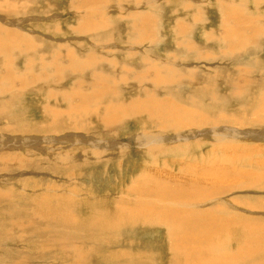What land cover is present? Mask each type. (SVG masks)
<instances>
[{"label": "rangeland", "instance_id": "1", "mask_svg": "<svg viewBox=\"0 0 264 264\" xmlns=\"http://www.w3.org/2000/svg\"><path fill=\"white\" fill-rule=\"evenodd\" d=\"M9 1L11 0H0L1 9L3 4L5 6L3 9V21L11 24L9 26L7 23L3 24V38L0 37V46L3 45L6 48H8L7 45L13 46L10 52L3 53L0 57V117H2L0 134L8 127L20 128L17 132L16 130H12L10 133L7 132L6 136L17 137L16 139L21 138L34 143L37 147H30L31 149L29 148V150L26 148L23 151L18 150L19 152H16L18 154L12 153L10 154L12 156H9V151H7V154H4L5 161L3 162L10 163L11 169L3 166V163L0 165V264H129L128 262L132 263L137 258L139 261L136 263L134 261L133 264H144L146 262L148 264H174L175 260L172 258V252H169L168 238L170 235L168 236V233L170 234L171 231L166 229L170 225L163 227L161 225L153 226L137 222L138 225L127 224L128 226L124 225L119 230H110V228H99L98 224L93 227L91 220L98 209L105 210L108 207L107 212H117L119 208L133 207L136 204V198L134 197H137V195L155 196L150 191L151 185L149 181L147 179L146 182L141 181L142 178L152 175L153 172L156 174L157 172L163 171L164 173V171H168L170 175L187 176L189 171L196 167H207V165L213 163L215 166H223L224 160L228 164H235V171L246 172L247 176L244 177L245 180L239 179L236 182L237 185H232L234 195H232L231 199L226 197V200L232 206L222 212L212 210L210 213H214L216 218L223 213L225 218H230L229 221L232 217L234 218L232 223L242 225L240 218L242 215L237 213H244V220L248 226L264 225V181L255 179L264 174L262 166V164L264 165L262 163L264 162V124L259 120L258 122H253L250 119H245L244 126L241 129L239 128V131L241 130L239 139H241L234 138L237 141L231 142L228 144L229 146H223L216 143L213 135L205 134L211 129L212 124L206 126L204 124L209 123L188 119L186 120L187 123L185 121L182 122V126L171 127L170 124L160 122L150 110V108H161L162 104L164 106L166 103L173 106H179L181 103L180 106L184 107L183 111L191 112L193 110L196 114L205 118L206 116L209 117V120L219 119L217 115L222 116L224 113L227 116L231 113L232 117L240 118L241 120H243L242 114L246 113L245 115L243 114V118L250 116L253 119L258 108L263 110L264 107L261 108L260 105H262V96L264 94V0H261L262 6H260V9H256L252 4L255 0H243L245 3H250L246 8V15L250 14L255 18H261L257 22L261 32L253 41L248 42L242 50H238L235 53L225 50L226 47L219 44L216 40L211 41L210 37L207 38L208 34L217 35L218 38L220 30L223 28L221 23L224 22V19L222 22L220 7L219 5L217 7L216 0H197V2L196 0H189L190 6L194 4L191 8H183L181 6L182 3L187 4V0H164L157 11L151 10L150 7L148 9L147 6L135 9L137 4L138 6L142 5L147 0L134 2L120 0L119 2L111 3V8L109 7L111 11L108 9L109 15L107 19L106 14L102 13L101 15L108 23V30L106 29L103 33L98 34L91 32L88 27H84L85 30L80 32L79 35L73 34L72 31L78 26L77 18L74 17V11L70 7L72 0H19L18 8L14 13L10 14L6 10L12 4V1ZM202 1L204 2L202 3ZM240 1L243 2L242 0H236L237 4L239 2V5H241ZM107 3L109 4V2ZM117 3L125 7L123 8L124 10L121 8L127 13L126 15L124 14L125 16L119 11ZM199 4L203 5L200 6ZM127 7H129L128 10L126 9ZM27 8L30 9L25 13L20 12L21 9L25 10ZM149 10L153 12L151 13ZM44 12L51 15V17L53 16L54 20L59 21L60 31L64 34V37L57 36V39H53L49 32H44L48 28L56 26L54 20H40V18L45 16ZM0 14L2 15L1 12ZM148 14L151 16L149 17ZM233 14L232 10L228 11L229 18ZM132 15H135L134 17L136 15L142 16L136 20L137 23L145 19L151 22V28L158 37L157 45L147 41L144 42L143 40L140 41L128 33L130 29L128 25L136 26L130 18L129 23L126 24L128 21L125 19ZM99 19L100 17L98 16L97 20H95L96 25V21ZM179 21H183L187 25V31L191 34L190 36H185V45L187 44L186 46L191 51L182 49L183 47L181 50H177L179 44L176 42L173 29ZM195 21L196 23L194 24L193 22ZM15 22H17V25ZM91 23L94 24V21H91ZM13 24L16 25H14L15 28ZM18 24L22 28L21 32H17L20 29ZM193 24L194 26L192 27ZM90 29L94 30L91 27ZM13 33L18 35V37L14 38L15 44H10L12 37L15 36ZM46 35L48 36L46 37ZM38 36L44 46L37 40ZM188 37L193 42V46L186 43L188 42ZM52 40H55L54 43ZM148 43L150 48L147 47ZM53 44L56 45L54 46ZM152 45L154 46L152 47ZM48 46L50 48L53 47L55 55L59 58L58 69L60 71L65 68H70V72H72L71 69L87 70V66L94 67L97 65V70L109 77L113 82L116 80L125 81L124 83H121L122 81L118 82L119 84L117 83L115 98L113 97L110 100V106L108 104V118H117L119 120L110 121L104 119L106 123H117L112 132L104 131L103 124L95 116L88 118L90 124L82 130L80 129L82 133L72 132L69 125L60 123L54 129L44 128L43 130L41 128V124H44V122L47 126L51 122L47 108L68 111L72 107L66 104L67 101L64 98L62 100L57 98L59 99H56L58 103H53L48 102L46 100L47 97L44 95L46 88L52 92L51 96L62 91L64 92L62 93L63 95L71 94L73 81L70 82L69 74H66L65 70L64 76L57 78L58 81L64 80L60 82L61 86L60 83L58 85L53 84L52 79H49L41 81L40 87H33L26 89V91H18L16 90L17 88L10 89L8 87L5 89V78L15 77L18 74V71L15 70L16 66L24 72L20 74V77L23 74L26 76L30 66L33 69V75H45L48 73L49 68L54 73L55 70L52 67L54 64L51 61L54 60L53 49L51 50ZM105 46L106 48H104ZM214 53L216 54V60L213 59ZM232 53L234 54L232 55ZM36 55L38 59H41L40 62L42 64H49V66L46 65L45 69H43L44 65L38 66ZM206 55H210V64L198 66L197 60L202 59L201 57L207 59ZM230 55L232 58H228ZM69 58L72 60L70 64L68 63ZM9 63L14 64L13 68H5ZM150 67L155 69L158 78H152L148 81L149 85H144L145 88L142 90L140 86L135 84L137 76L143 72H145L143 74L152 75L153 73L146 72ZM40 70L47 72L40 73ZM89 79L90 74H87L86 81ZM152 80H157V82L151 83ZM159 82H162L163 85ZM246 83L247 86L244 85ZM127 84L128 86L126 87ZM233 87L236 88L234 89ZM236 90L239 91L236 92ZM232 92L237 93L238 96H231ZM260 93H262L261 96ZM147 94L149 95L147 96ZM143 95L151 98L152 101H158L161 98L158 107H147L146 104H140L138 99L143 97ZM150 95L154 97L152 98ZM11 98L14 101L13 103L8 102ZM113 99L114 101H112ZM73 101L70 99L71 105ZM78 101L75 102L86 105L91 104L88 108L91 106L97 107L96 102L93 103L90 98L89 100ZM88 101L89 104H87ZM101 101L105 102L106 98H102ZM112 102H116L114 107ZM129 104H131V108H129ZM239 115L241 117H235ZM64 119L62 120L64 121ZM227 122L229 120L224 123ZM230 123L228 128L235 129V125H232V122ZM27 128L29 130L33 129L32 132L28 131V133L26 131ZM46 129L47 133H45ZM50 130L52 131L51 133L49 132ZM54 130L58 133H55V136L51 135ZM18 132L20 133L18 134ZM159 133L160 137H170L172 140L167 142L165 139H159L170 143V145L160 147L163 150L165 148V152L160 149L161 151H158L160 153H150L144 148L137 147V139L134 136L139 134L152 136ZM251 134L253 137L250 136ZM1 135L0 142L3 140ZM62 135H72L74 137L64 138ZM51 136H53V139H57V137L61 139L63 137V144L53 142L55 143L53 144L55 152L48 151L51 145H46L44 141L46 137ZM31 137L32 139L33 137L35 138L31 141ZM178 137L190 140H187L184 144V142L177 141ZM93 140H101V143H97L101 152L106 145L102 140L112 143V145L108 146L109 149L105 150L103 155L106 156L105 159L101 156L102 160L96 161L89 146ZM176 141L177 144H174ZM114 144L115 146L117 144L118 147L112 150L115 147ZM126 145L130 149L127 148L129 151L123 152ZM112 146L114 147L112 148ZM172 147H175V149ZM223 147H228V149ZM0 149L3 150L1 143ZM37 149L39 150V152L37 151L38 153L36 152ZM43 150L46 154L42 153ZM4 151L0 152V154L3 155ZM16 155L18 156L15 157ZM10 157H13L12 160ZM15 158L17 160L27 158L26 164L13 163V160H16ZM71 159L73 162H71ZM231 160L234 162H231ZM30 166H33V169ZM185 180L186 178L179 183L181 184ZM133 185L134 190L132 189ZM237 186L240 188L238 189ZM46 188L48 189L46 190ZM202 189L207 190V188ZM128 191L132 193L129 194ZM121 196L124 197L123 200L129 198V201L128 199L123 201ZM199 198L202 197L200 196ZM164 199L172 200V202L179 200L168 199L167 197H164ZM198 201L185 200L181 203H186L189 207L194 208L197 207ZM199 202L200 204L198 205L202 207L201 211H203L199 213L198 209H196L191 211V213L188 212V231L191 238L197 241L208 239L215 243L219 234L214 232V227H210L207 233H201L205 227V221L214 220L209 217L208 208L205 207V205L209 207L210 203L204 201V199ZM250 202L256 208L255 213H251L250 208L246 206ZM203 203H205L204 206L201 205ZM109 205L112 206L111 210ZM178 205L181 204L179 203ZM174 209L176 211L179 210L178 207ZM174 209L172 210L175 211ZM164 211L165 209H161L156 213L164 214ZM54 212L62 213L56 215L57 217H63L64 213L70 226H63V221L57 218ZM96 222L94 221V223ZM176 222L181 225L183 230V241L184 222ZM244 233L246 231L237 235L233 233L235 236L229 242L232 253L238 252L237 250L240 247L247 248L245 239L239 238L236 241V236ZM247 235L246 233L244 236ZM127 255H134L135 259L134 257H132L133 259L128 258ZM251 256L254 260L256 259L255 255ZM259 257L262 260L260 263L257 260L247 259L239 261L234 259L233 262L229 260L227 264H264V254Z\"/></svg>", "mask_w": 264, "mask_h": 264}, {"label": "bare ground", "instance_id": "2", "mask_svg": "<svg viewBox=\"0 0 264 264\" xmlns=\"http://www.w3.org/2000/svg\"><path fill=\"white\" fill-rule=\"evenodd\" d=\"M11 1H9V2H11L12 4H10L9 7L6 9L7 13H9V14L14 13L16 11V9L18 8V4L20 3L19 0H11ZM119 1L120 0H72L70 7H72V9L74 11L73 12L74 17L77 18V21H78V26L76 28H74V30H72L73 34L79 35L80 32H83L85 30L84 27H88L91 32L98 33V34L103 33L106 29L108 30V23L106 22V20H104L102 18L101 15H102V13H104V15L106 14V19H107L108 15H109L108 9L111 11V9H110L111 3L113 4V3L119 2ZM123 1H125V0H123ZM126 1L134 2L137 0H126ZM216 1H217V7H218V5L220 7V16L222 17V22L224 19V22L221 23V26H223V28L220 30V32H219L220 36L218 38H217V35H212V34L211 35L208 34L207 38L210 37L211 41L216 40L219 44L224 45L226 47L225 50H228V51H231L234 53L236 51L238 52V50L239 51L242 50L248 42L253 41L257 36H259V34L261 32V28L259 26H257V22L260 21L261 18L260 19L255 18V17H253V15L251 16L250 14L246 15V13H247L246 8L250 4L249 2L245 3V1L242 0L243 2L240 1L242 4L239 5V2L237 4L236 0H223V1L216 0ZM107 2H109V4ZM163 2H164V0H147V1H145L144 4L141 3L142 5L138 6V4H137L135 9H138L139 7L147 6V8L150 7L151 10L153 9V11H157V9H159L161 7V4H163ZM188 2L190 3V1L187 0V4L182 3L181 6L183 8L184 7L191 8L194 5V4H191V6H190ZM196 2H197V0H196ZM203 2L204 1H202V3ZM199 3H201V2H199ZM106 4H108V5H106ZM208 4H209V1H208ZM252 4L255 6L256 9H260L261 8L260 6H262L261 0H255V2ZM114 5L116 6V4H114ZM117 5H118V3H117ZM199 5L202 6L203 4H199ZM118 7H119V11L122 12V15L125 16L127 14L123 11L124 10L123 8H125V7H123L122 5L121 6L118 5ZM118 7H116V8H118ZM4 8H5V6L3 4V8L1 9V3H0V12L2 13V15L0 14V25H1L0 26V37H2V38H3V27L2 26H3V24H6V23L8 24V22L3 21V9ZM116 8H114V9H116ZM128 8L129 7H127L126 9L128 10ZM29 9L30 8H27L25 10L21 9L20 12L25 13ZM185 10H187V9H185ZM229 10H232L234 12V14L230 16V18L228 15ZM69 11H71V10H69ZM110 11H109V13H110ZM256 12H257V10H256ZM146 13H147V11H146ZM43 14L45 16L40 18V20H45V21H49V19H50V21L54 20L53 16L51 17V15H49L48 13L44 12ZM98 16L100 17V19L98 21H96V23H97V25H96L95 20H97ZM134 16L135 15L128 17V19L130 18L131 21L133 22V24L136 25V26H132V24L128 25V26H130L128 33L132 37L137 38L140 41L143 40L144 42L147 41L149 43H154V45H157L158 44V42H157L158 37H157L156 32L154 30H152V28H151V22L149 20L145 19L146 18L145 17L144 21L140 20L139 23H137L136 20L141 18L142 16H137V15H136V17H134ZM148 16H149V14H148ZM154 17H156V16H154ZM37 18L39 19V17H37ZM196 18H198V17L196 16ZM196 18H194V19H196ZM128 19H125L126 21H128V22H126V24L129 23V21H130V19L129 20ZM257 19H259V20H257ZM54 21L56 22V26L48 28L44 32H49L50 36H52L53 39H57L58 38L57 36L64 37V34L60 31V25L58 24L59 21H56V20H54ZM91 21L92 22L94 21V24H92ZM113 21H114V19H113ZM196 21H198V20H196ZM196 21L193 23L195 24ZM15 23L17 25V22H15ZM187 24H189V23H187ZM194 24L192 25V27L194 26ZM227 24H229V25L227 26ZM9 25H11V24H8V26ZM14 25L15 24H13V27H14ZM110 25H111V21H110ZM90 27L94 28V30H91ZM190 27H191V25H190ZM14 28H13V30H15ZM19 28H20L19 29L20 31L18 30L17 32H21L22 28L20 25H19ZM187 29H188V27L183 21H179L173 29L175 37H176V42H177V44H179V46L177 47V50H179V49L181 50V48L183 47L182 49H187V50L191 51L186 46L187 44L185 45V36L191 35L190 32L188 33ZM110 33H111V31H110ZM13 34L15 35V33H13ZM13 34H12V36H13ZM45 34H47V33H45ZM47 36L48 35H46V37ZM17 37H18V35L13 36L11 39V43L10 42L9 43L15 44L14 38H17ZM188 38H189L188 42H186V43L191 44L193 46V42L191 41L190 37H188ZM37 40L39 41V43L41 45L44 46V44L40 41L39 36L37 37ZM45 41H47V40H45ZM54 41L52 40L53 43H54ZM60 41H61V39H60ZM57 42H56V44H57ZM56 44H53V45L55 46ZM154 45H152V47ZM7 46H8V48L3 47V45L0 46V57L2 56L3 53L10 52L11 48H13V46H11V47L9 45H7ZM149 46H150V44L147 47L150 48ZM48 47L50 48V46H48ZM98 47H100V46L98 45ZM104 48H106V46ZM50 49L52 50L53 47H51ZM56 50H58V49L56 48ZM214 50H215V47H214ZM221 51H224V50H221ZM52 52L54 54V58H53V56H52V58L55 60V62H54V60H51V61H53V64H54V65H52V67L55 70L54 73H53V70L51 68H49L48 73L45 75H41V74L33 75V73H32L33 69L30 66V68L28 69L29 71L26 69L27 70L26 76H25V74H23V76H21V77H24V78H21L20 74L24 73V72L22 71V69H20L18 66L15 65L17 67L15 70L18 71V74L15 77H6L5 78V80H4L5 89H6V87H8L10 89L17 88L16 90H18V91H26V89H31L33 87H35V88L40 87L39 84L41 83V81L49 80V79H52L53 84L58 85L63 79L58 81L57 78H61L62 76H64V70H65V73L69 74V78L71 79L70 82L73 81V84H72L73 87L71 89V94H68V95L64 94L63 95L62 93H64V92L62 91L58 94H54L53 96H51L50 94L52 92H50L45 87L46 90H44V95L47 97L46 100L48 102H53V103H58L57 100H59V99L62 100V98H64V100L67 101L66 104L69 106H72V107L68 111H60L56 108H52V109L47 108L48 117H49L51 122H50V124L48 123V126L44 122V124H41L42 125L41 128H43V130H44V128L54 129V128H57L56 125L60 123V124L69 125L71 127L70 130L72 132L80 133L84 127H86L90 124L88 121V118L95 116V117H97V120L103 124L104 131L112 132L114 130V128L117 126V123L116 122L106 123L104 119H108L110 121H118L119 120L117 118H108V116H107L108 104L113 97L115 98L117 85L120 83V81H122L121 83H124L125 81L116 80L113 82L109 77H107L106 75H103V73H101L97 70V67H98L97 65L94 67L87 66L88 67L87 70H85V69H71L72 72H70V68L69 69L65 68L64 70L60 71L58 69L59 58L57 55H55L54 49ZM231 52H229V53L231 54ZM234 53H232V55ZM31 54H33V53H31ZM224 54H225V52H224ZM197 55H199V54H197ZM43 56H45V55H43ZM33 57H35V55H33ZM36 57H37V55H36ZM206 57H207V59H205L204 57H201L202 59L197 60L198 66L210 64L209 63L211 61L209 59L210 55H206ZM228 58H232V56L230 55V57H228ZM37 59H38V57H37ZM37 59H35V60H37ZM213 59L216 60V54L215 53L213 54ZM40 60L41 59H38V66L44 65V67L42 66L43 69H45L46 65L49 66V64H46V65H45V63L42 64V62H40ZM234 60H235V57H234ZM20 61H22V60H20ZM71 62H72V60L69 58L68 63L70 64ZM200 62H201V64H200ZM13 66H14V64L9 63L6 65L5 68H13ZM209 68H211V67H209ZM46 70H48V69H46ZM46 72L47 71L43 72V70H40V73H46ZM146 72L153 73V74L152 75H150L148 73L143 74V73H145V72H143L137 76V82L135 83L136 85L140 86L142 88V90L145 88L144 85H146V86L149 85L148 81H150L154 77L158 78V74L156 73L154 68L150 67L146 70ZM243 72H244V70H243ZM246 72L248 73V71H246ZM2 74H3V72H2ZM87 74H90V79L88 81H86V75ZM206 78H207V76H206ZM153 82L156 83L157 80H152L151 83H153ZM137 83H143V84H137ZM159 83L161 84L162 82H159ZM162 85H163V83H162ZM244 85L247 86V83ZM60 86H61V83H60ZM127 86H128V84L126 85V87ZM161 87H164V86H161ZM3 88H2V92H3ZM233 88L235 89L236 87H233ZM238 91L239 90H236V92H238ZM88 92H90V93H88ZM40 93L43 94L42 92H40ZM261 94L262 93H260V96H261ZM148 95L149 94H147V96ZM231 96L235 97L238 95H237V93L232 92ZM150 97H152V95H150ZM12 98H14V97H12ZM12 98L8 101L9 103L14 102ZM57 98H59V99H57ZM89 98L93 100V103L96 102L97 107L91 106L90 108H88L89 105H91V104H89V101L87 102V104H89V105L75 102L78 100L79 101L87 100V99L89 100ZM102 98H106V101L105 102L101 101ZM70 99L74 100L72 105H71L72 101L70 102ZM159 99L161 100V98H159ZM160 100L152 101L151 98L146 97V95H143V97L138 99V102L142 105L146 104L147 107H158ZM112 101H114V99ZM62 103L64 104V102H62ZM112 103H114V102H112ZM110 104H109V106H110ZM115 104H116V102L114 103L113 107L115 106ZM180 104H179V106H176V105L173 106L172 104L166 103V105H164V106L162 104L161 108H150V110L154 113V116L160 122L170 124L171 127H175V126L179 127V125L182 126V122H184V121L186 122V120H188V119L203 122V123H209V124H204L206 126L212 124L211 129L209 131H207L205 134L213 135L216 143L223 145V146H227L231 142L234 143V141H237L234 138L239 139V135H240L239 132L241 131V130L239 131V128L241 129V127L244 126L245 119H250L253 122H258V120H259L260 122H262L264 124V109L262 110L260 108L257 109V112H256V114H254L253 119L250 116L243 118L244 113L242 114L243 120H241L240 118L232 117L231 113L229 115L231 117L225 115L226 113H224V114H222V116L217 115L219 117V119H217L215 117L216 120L215 119L209 120V117L206 116V118H205L202 115L196 114L195 111H193V110L191 112L190 111L188 112L187 110L183 111L184 107L183 106L181 107ZM260 107L261 108L264 107V94L262 96V105H260ZM129 108H131V104H129ZM235 117H241V116L239 115V116H235ZM63 118H65L66 120L64 119V121H63L62 120ZM1 120H2V117H0V121ZM226 120L227 121L229 120V122L224 123ZM230 122H232V125L233 124L235 125V129L228 128V124H231ZM203 123H201V124H203ZM248 123H249V121H248ZM43 125H44V127H43ZM184 126H185V124H184ZM250 126H248V127H250ZM66 127H68V126H66ZM8 129H10V130L7 131ZM8 129H5L4 132L1 133L3 135L0 134L1 138L3 139L0 143H1V146H3V150H5L4 151L5 153L3 152V155L0 154V165H2V163H3V166L10 168V165H11L10 163L3 162V161H5L4 154H7V151H9V156H12L10 154L19 152L20 150L23 151L26 148H28V150H29L30 147L36 148L37 146L34 143H30L28 141L22 140L20 137H19L20 139H16L17 137L11 138V137L6 136L7 132L10 133V131H12V130H16V132H17V130H20V128L18 129V128H14V127H8ZM21 129H22V127H21ZM124 129H125V127H124ZM22 130H24V129H22ZM32 130H29V128H27L26 131L32 132ZM67 130H66V132H67ZM245 130H246V128H245ZM49 132L51 133L52 131L50 130ZM68 132H69V130H68ZM19 133L20 132H18V134ZM45 133H47V129H46ZM55 133H57V132H55V130H54V132L51 135L55 136L56 135ZM60 133H59V135L62 134V133L61 134ZM109 134H111V133H109ZM111 135H113V134H111ZM35 136H36V134H35ZM53 136L46 137L44 140L46 145H48V144L51 145V148L47 147L48 151H53V152H55L54 151L55 147H53V144H55V143H53V142L62 143L63 137L64 138H69L70 136L74 137L72 135H69V136H63L62 135L63 137H61V139H58V137H57V139H53ZM244 136H247V135H244ZM250 136H252V134ZM77 137H79V136H77ZM134 137L137 139L136 140L137 147L138 148H144L150 153H153V152L160 153V152H158L161 149L160 147L167 146L168 144L170 145V143H166V141L170 142V140H171L170 137H160V133L159 134H153L152 136L149 134H141V135L139 134V135L134 136ZM240 137H241V135H240ZM34 138L35 137H33V139ZM160 138L165 139L166 141L165 140H159ZM33 139H32V137L30 138L31 141ZM36 139L39 140L37 137H36ZM78 139H80V138H78ZM250 139H251V137H250ZM105 140H107V139H105ZM105 140H102V142L106 143L105 148L102 150V152L100 150V146L97 145V143H101V140H99V141L93 140L89 144L90 148L92 149V153L94 154V156L96 158V161L101 159V156H103L105 154V150L109 149L108 146L112 145V143H109V142L107 143ZM187 140H190V139L182 138V137L177 138L178 142L179 141L181 143L184 142V144L187 142ZM177 141L174 144H177ZM35 142H37V141H35ZM83 143H84V141H83ZM69 144H71V143H69ZM50 145H49V147H50ZM114 146H115V144H114ZM114 146H112V148ZM116 147H118L117 144L113 149L112 148L111 149L114 150ZM62 148H64V147H62ZM127 148H129L128 145H126V148L123 149V152L127 151V150L129 151L130 148L129 149H127ZM172 148L175 149V147H172ZM38 149L36 150V152L37 151L39 152L40 149L39 150ZM69 149H70V147H69ZM226 149H228V147ZM1 150L2 149H0V152L3 151V150L2 151ZM161 150H163V149H161ZM164 150H165V148H164ZM27 152H29V151H27ZM36 152H35V154H36ZM43 152H44V150L42 151V153ZM119 152H121V151H119ZM56 153H59V152H56ZM62 153H64V152H62ZM16 154H18V153H16ZM21 154H20V156H21ZM27 154H29V153H27ZM65 155H66V153H65ZM17 156L18 155H16L15 157H17ZM36 157H35V159H36ZM103 157L105 159L106 156H103ZM6 158H8V156H6ZM10 158H9V160H10ZM12 158H11V160H12ZM24 158H25V156H24ZM26 160H27V158L23 159V160H17L16 159V160H13V163L17 162L19 164H26L25 163ZM28 161L30 163L29 159H28ZM71 162H73V160ZM231 162H234V161L231 160ZM261 162H262V159H261ZM262 163H264V162H262ZM61 164H59V165H61ZM186 166H188V165H186ZM262 166L264 168L263 164H262ZM18 167H20V166L18 165ZM31 168L33 169V166ZM189 170H190V168H189ZM188 171H187V173H188ZM237 171L238 172L235 171V164H232V163L228 164V162L226 160H224L223 166H220V165L215 166V164L213 163V164L207 165V167H202V166L196 167L195 169H191L187 176H180L179 174L178 175H176V174L170 175L168 171H167L168 173L166 171H164V173H163V171H161V172H157L156 174H155V172H153L152 175H148L146 178H142L141 181L146 182V179L149 181V183L151 185L150 191L153 194H155V196L150 195V197H149L146 195H137L138 198L134 197V198H136V202H135L136 204L133 207L131 206L129 208H119V209H117V212H111V211L107 212L106 210L108 207L105 210H99L98 209L97 212H95V214L91 220V224L93 227H96V225L98 224L99 228H102V229L110 228V230H112V229L119 230V229L123 228L124 225L126 226L127 224L128 225L129 224L138 225L137 222H142L146 225H153V226H155V225L160 226L161 225L163 227H166V225H170V226H167L166 229L167 230L169 229V231H171L170 234L168 233V236L170 235L168 238V240H169V252H172V258L175 260L174 264H227V262H229V260H231V262H233L234 259H237L239 261H245L247 259H250L253 261L257 260L258 263H260V262H262V260L259 256L264 254V225H262V226L249 225L248 226L247 222L244 220V217H245L244 213H237L239 215H242V216H240V218H241V222L243 223V225L239 224V223H232L234 221V218L232 217L231 220L229 221L230 218H225V214H223V213H221L218 218H216V215L214 213H210L212 210L215 212H222L226 208H230L232 206L230 204V202L226 200V197L231 199L232 195H234L233 190H232V185H235V184L237 185L236 182L239 181V179L243 180L244 177L247 176L246 172L243 173L242 171H239V170H237ZM184 178H186V180L180 184L179 182H181ZM255 179H258L259 181H264V174L262 176L256 177ZM246 186H247V184H246ZM202 188H207V190H203ZM237 188H238V186H237ZM47 189L48 188H46V190ZM49 189L51 190V188H49ZM52 189H53V187H52ZM132 189L134 190V185H133ZM201 190H203V191H201ZM209 192H211V193H209ZM128 193H129V191H128ZM131 193H129V194H131ZM127 195H125V196L127 197ZM200 196L204 199V201L210 203L209 207L207 205H205V203H203L201 205H203V206L205 205V207L208 208L207 212L209 214V217L214 219L213 221H208V220L205 221V227L201 233H207L209 231L210 227H214V232L216 234H219L218 237L216 238L215 243L211 242L208 239H205L203 241H197V240L191 238L190 232L188 231V212L191 213V211L196 210V209H198L199 213H201L203 211V210L201 211L202 207H199V205H198V204H200L199 201L203 200L202 198H199ZM121 197L123 200L124 197L123 196H121ZM164 197H167L168 199L173 198V200H176V199H179V200L172 202V200L169 201L167 199H164ZM23 198H24V196H23ZM27 198H29V197H27ZM69 198H71V197H69ZM160 198H163V199H160ZM198 198H199V201H198ZM246 198H248V197H246ZM126 199H128V201H129V198H125V200H123V201H126ZM185 200H189V201L190 200H196V201H198L197 207L193 206L194 208H192V207H189V205H187L186 203H184V204L181 203V202H184ZM235 200H237V199H235ZM68 201H69V199H68ZM179 203L181 205H178ZM116 205H117V203H116ZM123 206H124V204H123ZM246 206L248 208H250L251 213H255L256 208L252 202L248 203ZM177 207L179 209L178 211H176V209H174ZM109 208L111 210L112 206H110ZM161 209H165L164 214L163 213H156L158 210H161ZM172 209H174L175 211H173ZM60 214H62V213H55L54 212L55 216L60 215ZM57 218H59L63 221V226H65V227L70 226L69 221L64 216V213H63V217H57ZM168 218H170L172 220H169ZM173 220H175V221H173ZM94 221H97V222L94 223ZM176 221H179V222L183 221L184 222V225H185V231H184V236H183L184 242L182 241L183 230L181 229V225ZM164 224H165V226H164ZM245 231L248 235L244 236L246 234V233H244L240 236H236V241L239 238L245 239V242L247 243V248L240 247V249L237 250L238 252L232 253L231 249L229 247V242H230L231 238L233 236H235V234L237 235V234L243 233ZM226 232H228V233H226ZM233 233H235V234H233ZM78 237H80V236H78ZM91 238H93V237L91 236ZM71 240H73V239H71ZM92 248L95 249L94 247H92ZM251 255H255L256 259L254 260V258ZM127 256H128V258L133 259L132 257H134V259H135L134 255H127ZM136 260H134L135 262L131 260L132 263H130V262H128V263L133 264V262L136 263L139 261L138 258ZM203 260H204V262H203ZM144 264H148V263L146 262Z\"/></svg>", "mask_w": 264, "mask_h": 264}]
</instances>
